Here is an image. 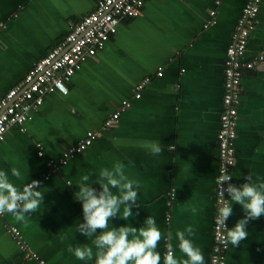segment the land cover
I'll return each mask as SVG.
<instances>
[{
  "label": "crops",
  "instance_id": "0c3cea01",
  "mask_svg": "<svg viewBox=\"0 0 264 264\" xmlns=\"http://www.w3.org/2000/svg\"><path fill=\"white\" fill-rule=\"evenodd\" d=\"M99 0H0V98L20 83L34 64L59 44L74 24L95 9ZM247 0H147L141 15L124 20L104 49L88 59L71 79L69 92L52 94L31 111L20 132L11 128L0 142V170L21 188L34 180L44 194L37 211L17 222L10 213L0 217V264H37L26 259L8 231L17 229L30 252L45 264H95L77 260L69 247L96 249L94 237L78 232L85 224L83 201L76 200L83 175L98 194L99 172L124 165V174L139 181L137 205L128 219H109L108 229L140 228L151 216L162 233L156 251L163 255L171 243L177 259V230L189 226L187 237L208 263L212 246L218 175L216 134L222 107L223 69L227 46L240 11ZM215 11V24L203 28ZM249 55L264 53V0L247 42ZM161 69L162 75L157 76ZM149 82L139 99L136 85ZM124 100L130 107L117 122H103ZM87 131L100 136L85 151L69 159L47 180L46 162L59 160ZM157 142L160 154L145 143ZM40 144L43 156H37ZM235 163L230 184L237 189L251 174L253 183L264 182V67L244 73L234 143ZM16 167L22 179L11 176ZM69 182H71L69 184ZM116 193V189H111ZM233 214L228 229L246 213L228 195ZM248 236L234 247L228 243L226 264H264V216L249 219ZM97 229V234L100 233ZM171 231L172 240L166 239ZM132 237L129 236V239ZM129 264H132L130 261Z\"/></svg>",
  "mask_w": 264,
  "mask_h": 264
},
{
  "label": "built area",
  "instance_id": "2783aa9c",
  "mask_svg": "<svg viewBox=\"0 0 264 264\" xmlns=\"http://www.w3.org/2000/svg\"><path fill=\"white\" fill-rule=\"evenodd\" d=\"M147 0H99L95 9L83 16L65 38L55 45L48 53L40 58L26 73L23 80L10 89L4 97L0 98V142L7 132L17 127L20 132L30 118L32 110L39 108L46 96L52 94L67 95L72 77L80 71L82 65L90 58L101 52L109 38L116 34L119 25L126 19L139 17ZM262 0H247L243 5L240 15L231 34L227 46L223 69V94L222 107L219 116V126L216 134L218 151V175L226 173L232 177V167L235 163L234 143L236 139V123L240 104L241 81L247 71L264 67V53L255 52L249 55L247 42L257 23V16ZM215 24V11L211 10L203 28L207 29ZM5 29L0 22V31ZM159 69L157 76H161ZM149 82V77L144 78L135 87L134 99H139L142 89ZM62 84V90L58 85ZM130 107V101L121 102L117 110L103 123L104 128H110L117 122L121 112ZM100 136L98 131H87L85 136L76 144L66 149L59 160L50 159L46 162L47 173L41 178L48 177L65 166L69 159L82 153L90 147L95 139ZM37 156H43L40 144L36 145ZM37 181V180H35ZM231 181L224 182L221 186L226 189ZM220 186L216 180L215 202L220 207ZM224 199L228 200V193L224 192ZM229 203V200H228ZM2 215H0L1 217ZM217 216V213H216ZM214 218L212 246L207 264H226L225 247L219 241V232ZM228 226V218L225 220ZM8 231L17 240L19 248L26 259L35 260L37 264H45L43 260L30 252L27 245L21 240V235L14 227ZM224 233L223 229H220ZM226 235V233H224Z\"/></svg>",
  "mask_w": 264,
  "mask_h": 264
},
{
  "label": "clouds",
  "instance_id": "9594fccd",
  "mask_svg": "<svg viewBox=\"0 0 264 264\" xmlns=\"http://www.w3.org/2000/svg\"><path fill=\"white\" fill-rule=\"evenodd\" d=\"M62 90L63 85H58ZM150 149L152 154H160L162 148L157 142H149L144 145ZM11 176L22 179L20 170L11 168ZM100 179L95 181L100 185L101 191L89 186L90 175H83L78 185L79 192L75 193L76 200L83 201V217L85 224H79L78 232L86 237H94L93 248L87 245L70 246L71 252L77 260L91 261L95 264H160L161 254L156 251L162 233L153 217L148 216L144 221V226L140 228L113 227L108 229L109 219L120 217L121 207H123L122 218L128 219L133 215L132 208L137 205L139 181L129 179L124 174V165L117 163L112 170L102 168L99 172ZM239 189L229 184L226 189L221 186L224 182L231 181L230 175L224 173L217 179L220 186V207L217 208L216 225L219 232V241L226 247L230 242L234 247L239 246L245 240L248 232L245 230L249 219L264 216V182L253 183L249 174ZM71 182H69L70 184ZM40 187L39 181H32L22 187L16 186L9 178L6 171L0 170V215L10 213L17 222L26 221L25 214L38 210L43 203L44 194L34 191ZM111 189H116L113 193ZM230 196L234 204L240 205L246 213L243 219L236 222L235 226L228 229L225 220L233 214V205H229L224 199V192ZM100 229L97 234L96 230ZM224 230V233L220 232ZM194 235V230L189 226L186 230H177L175 238L179 241V251L186 256V259H177L173 245L169 242L165 244L166 251L163 255V264H204V255L201 249L194 245L193 241L187 237ZM129 236L132 238L129 239ZM166 239L172 240V233H167Z\"/></svg>",
  "mask_w": 264,
  "mask_h": 264
},
{
  "label": "trees",
  "instance_id": "16d2710c",
  "mask_svg": "<svg viewBox=\"0 0 264 264\" xmlns=\"http://www.w3.org/2000/svg\"><path fill=\"white\" fill-rule=\"evenodd\" d=\"M104 123V122H103Z\"/></svg>",
  "mask_w": 264,
  "mask_h": 264
}]
</instances>
